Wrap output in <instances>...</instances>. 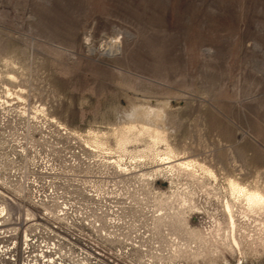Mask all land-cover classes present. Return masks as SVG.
Wrapping results in <instances>:
<instances>
[{
	"label": "rangeland",
	"instance_id": "obj_1",
	"mask_svg": "<svg viewBox=\"0 0 264 264\" xmlns=\"http://www.w3.org/2000/svg\"><path fill=\"white\" fill-rule=\"evenodd\" d=\"M142 106L218 183L121 174L168 157L147 135L94 147ZM230 177L264 182V0H0V264H264V216L234 244Z\"/></svg>",
	"mask_w": 264,
	"mask_h": 264
},
{
	"label": "bare ground",
	"instance_id": "obj_2",
	"mask_svg": "<svg viewBox=\"0 0 264 264\" xmlns=\"http://www.w3.org/2000/svg\"><path fill=\"white\" fill-rule=\"evenodd\" d=\"M161 112L162 111L161 110L159 111L158 108L156 110V108L153 109L151 108V106L149 107L142 106L137 110L136 115L133 114L136 116L135 120L133 119L132 121H129L128 123L122 126L116 127L114 129V136L117 139L116 140L117 149L115 148L113 149L112 148L113 146L112 147L110 146L107 133L101 134L100 133L101 131H97V132L93 130L89 131V134H91L92 135L91 137H93L92 139H93L94 147L97 148L98 150L102 149V153L108 152V151L109 153L111 152L115 153L114 150H116V152L117 153L119 152L121 156L122 154L127 155V154L132 153V150L128 148V145L131 143H139L141 141H144L142 137L147 135L149 136L151 141L145 146L144 149H142V152L160 154L159 152H161L162 149L159 151V145L160 144L166 145V148L163 152L168 154V157H164L162 159L163 163L158 165L156 170L153 169L152 166L151 167L149 166L146 168L145 167L146 165L140 164L141 163L140 161H142V159L138 161L139 162L138 164L131 163V162L130 164H128L127 160H125L126 163L124 162V164L120 166L117 165L116 163L110 162L109 159L107 162L109 164L111 163L116 164L117 168L119 169V172L123 175L134 174L135 177H137L138 180H140V182H143L146 186H150V185L156 186L154 185L153 182L150 181L149 178L150 177L161 178V176L159 177L157 173L158 172L160 173L161 170H165V169L166 171L169 170L170 172L173 169V172L175 171L174 175L185 173L186 175L194 179L202 178L203 180H205L204 178L207 177V178H210V180L213 179L215 182H217L219 178L218 175L216 174L217 172L214 170V168H212L206 163L207 162L206 160L205 162H202L200 160H195V158L192 160H188V161L183 160V158L180 157L179 152L176 151L171 145L170 143L171 141H169V138L166 134V130L162 129L161 126H158V124L156 125V124L149 123V122L146 123L140 120V118L149 117L150 119L153 118L157 122L161 118H163V115L161 114ZM153 119L151 121H153ZM94 151L96 150L94 149ZM159 157H162V156H159ZM107 158H109V156ZM235 178H231V177L229 179L226 178L228 179V188L226 190L228 191V196L224 194L226 197L224 205H225L226 212L228 213L229 217H231L230 220L232 222L234 244L237 247H239V249H241L242 247H241L240 240L239 238H237V235H236V228H237L236 214L241 213L244 216L248 217V219L255 218V216H258V218L259 216L260 217L264 216V182L258 179L253 183H243L242 181L235 179ZM261 181H262V184H261ZM169 182H170L171 189L174 186H176L175 183L172 182V180H170ZM183 185H186V183H184ZM212 187H214V189L219 188L217 186H212ZM224 188L226 187L224 186ZM172 192L174 193V191ZM185 202H187L186 199H185ZM261 225L262 227H264V222H262ZM168 229H169V233L172 234V229L171 228H168ZM173 234H174V231H173ZM262 242H263L262 244H263V249H264V239L262 240Z\"/></svg>",
	"mask_w": 264,
	"mask_h": 264
},
{
	"label": "built area",
	"instance_id": "obj_3",
	"mask_svg": "<svg viewBox=\"0 0 264 264\" xmlns=\"http://www.w3.org/2000/svg\"><path fill=\"white\" fill-rule=\"evenodd\" d=\"M56 260V258H51V257H49V258H47V259H43V262H48V264H64L62 261H55ZM67 264H70V263H67ZM83 264H87L85 261H84V263Z\"/></svg>",
	"mask_w": 264,
	"mask_h": 264
}]
</instances>
